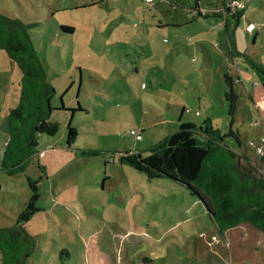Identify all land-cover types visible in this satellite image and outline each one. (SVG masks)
I'll return each mask as SVG.
<instances>
[{"label":"rangeland","instance_id":"374dc122","mask_svg":"<svg viewBox=\"0 0 264 264\" xmlns=\"http://www.w3.org/2000/svg\"><path fill=\"white\" fill-rule=\"evenodd\" d=\"M231 1L0 0V13L29 25L55 89L50 120L58 130L39 135L37 153L7 175L6 117L21 72L0 49V226L17 221L30 181L39 193V210L25 222L35 240L26 264H264L260 230L243 223L223 238L187 188L119 161V152L174 132L179 119L200 125L209 117L225 133L224 73L239 94L233 129L254 157L248 143L264 118L248 92L257 101L264 89L248 58L264 66V0H238L237 25L221 12ZM68 123L76 130L70 146Z\"/></svg>","mask_w":264,"mask_h":264},{"label":"trees","instance_id":"16d2710c","mask_svg":"<svg viewBox=\"0 0 264 264\" xmlns=\"http://www.w3.org/2000/svg\"><path fill=\"white\" fill-rule=\"evenodd\" d=\"M197 12L202 15L199 9ZM221 12L232 17L233 25H237L242 14V10L232 11L228 2L222 4ZM210 16L217 18L221 13ZM61 29L68 33L74 31L69 25H61ZM226 35L229 46H233L230 33ZM0 49L21 72L18 102L6 117L8 138L1 155V170L13 175L22 171L37 153V137L53 135L58 130V123L50 120L55 89L43 60L34 49L28 24L0 13ZM248 62L259 85L264 88V66L249 58ZM223 79L230 116L225 133L214 127L209 117L200 125L179 119L174 132L144 150L119 152V161L148 179L166 178L187 188L202 203L221 236L226 230L243 223L257 228L264 235V159L262 165H255L226 140L230 137L240 147L239 131L233 129L239 94L229 73H224ZM67 127L69 145L76 130L70 123ZM29 187L30 199L17 221L10 226H0V264H26L35 249L34 237L25 222L39 210L35 204L39 197L37 182L30 181Z\"/></svg>","mask_w":264,"mask_h":264},{"label":"crops","instance_id":"0c3cea01","mask_svg":"<svg viewBox=\"0 0 264 264\" xmlns=\"http://www.w3.org/2000/svg\"><path fill=\"white\" fill-rule=\"evenodd\" d=\"M264 89V88H263ZM258 93H262V92H260V91H258ZM248 94H249V96H250V99L252 100V102H253V104H254V106H255V108H256V110L259 112V113H261L262 114V116H263V118H264V98L263 99H261V100H257V101H254L255 100V97H256V95L255 94H251L250 92H248ZM260 109H261V111H260ZM264 128V127H263ZM264 129H262L261 130V127H260V130L259 129H256V130H254L253 131V133H254V137H255V139H253V140H257L260 136H262V135H264ZM251 140V139H250ZM241 142V141H240ZM248 146H247V144L244 146V147H242V143H240V147H238V148H236V150L237 151H239V152H243V153H245L250 159H251V161H252V163L253 164H255V165H262L263 164V159H264V156H260L259 154H255L256 152H254L253 151V153H254V157H252L247 151H246V148H247ZM253 149V148H252ZM236 227V226H235ZM232 228H234V227H232ZM232 228H230V229H232ZM230 229H228V230H226L225 232H224V234H223V238H224V235H225V233L227 232V231H229ZM204 234V233H203ZM205 235V234H204ZM204 235H201V234H199V236H204Z\"/></svg>","mask_w":264,"mask_h":264},{"label":"built area","instance_id":"2783aa9c","mask_svg":"<svg viewBox=\"0 0 264 264\" xmlns=\"http://www.w3.org/2000/svg\"><path fill=\"white\" fill-rule=\"evenodd\" d=\"M230 9L232 11L235 10V7L238 5V0H232L231 3H229ZM252 27V24L248 25V29ZM132 134H135L134 131H131ZM136 139H140L141 136L139 134H135ZM248 145L254 149V151L259 154L260 156H264V135L260 136L257 140H250ZM203 235V234H201ZM212 241H218V238L216 235L211 236Z\"/></svg>","mask_w":264,"mask_h":264}]
</instances>
